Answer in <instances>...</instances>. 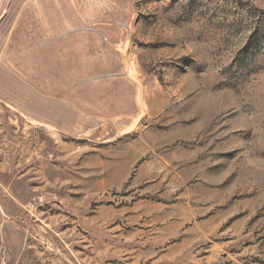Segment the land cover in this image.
<instances>
[{"label": "rangeland", "instance_id": "374dc122", "mask_svg": "<svg viewBox=\"0 0 264 264\" xmlns=\"http://www.w3.org/2000/svg\"><path fill=\"white\" fill-rule=\"evenodd\" d=\"M0 264H264V0H0Z\"/></svg>", "mask_w": 264, "mask_h": 264}]
</instances>
